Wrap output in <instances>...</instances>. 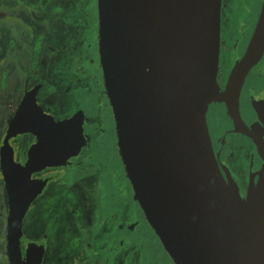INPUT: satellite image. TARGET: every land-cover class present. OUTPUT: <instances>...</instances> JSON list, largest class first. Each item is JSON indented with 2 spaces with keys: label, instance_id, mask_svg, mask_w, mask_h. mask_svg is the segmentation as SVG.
I'll list each match as a JSON object with an SVG mask.
<instances>
[{
  "label": "water",
  "instance_id": "95a60500",
  "mask_svg": "<svg viewBox=\"0 0 264 264\" xmlns=\"http://www.w3.org/2000/svg\"><path fill=\"white\" fill-rule=\"evenodd\" d=\"M220 3L96 0L99 62L121 159L135 198L175 264H264V142L257 141L262 164L256 181L241 197L220 171L205 118L208 103L219 100L235 129L248 131L238 97L264 51V0L223 89L216 80ZM47 119L29 129L38 141L24 164L13 159L8 142L27 129L23 105L0 146L8 264H41V245L28 244L23 254L20 244L24 214L42 187L30 174L62 163L80 144L72 119Z\"/></svg>",
  "mask_w": 264,
  "mask_h": 264
},
{
  "label": "flooded vegetation",
  "instance_id": "af4514ba",
  "mask_svg": "<svg viewBox=\"0 0 264 264\" xmlns=\"http://www.w3.org/2000/svg\"><path fill=\"white\" fill-rule=\"evenodd\" d=\"M7 1L9 10H0V123L4 125L0 146L9 122L22 105L27 129L8 138L16 162L24 164L33 153L38 137L29 129L48 122V117L59 123L72 119L73 135L80 142L74 151H66L62 163L31 172L30 179L42 181V187L22 220L23 254L28 244L35 243L43 248L41 264H175L135 198L121 159L99 62L96 0H92L95 25L90 26L84 14L79 22L67 20L69 27L64 3L84 0ZM261 3L221 0L219 89L224 88L231 67L247 47ZM87 30L90 34L86 36ZM66 50L71 57L64 61ZM263 58L264 51L246 73L239 91V115L247 132L235 129L222 101L211 100L205 112L220 171L234 180L241 197L256 181L262 164L257 141L264 142V90L254 91L248 81L251 76L264 80L261 70L252 71ZM215 110L220 112L217 122L209 117ZM105 141L112 148L111 158L95 164L93 160ZM65 169L66 175L61 172ZM107 175L108 187L103 178ZM0 180L7 211L1 170ZM108 193L112 209L101 213L98 198L106 201ZM5 223L6 217L2 222L4 248ZM137 231L144 235L142 239L132 235ZM145 241L151 242L154 254L143 253ZM3 264H8L7 256Z\"/></svg>",
  "mask_w": 264,
  "mask_h": 264
},
{
  "label": "rangeland",
  "instance_id": "374dc122",
  "mask_svg": "<svg viewBox=\"0 0 264 264\" xmlns=\"http://www.w3.org/2000/svg\"><path fill=\"white\" fill-rule=\"evenodd\" d=\"M7 2H8L7 0H0V10H4V11L9 10L7 6ZM64 14L68 16L65 20L66 23H67V20L71 22H75V21L79 22V19L84 14H86V16L88 17L87 19H88V23L90 26H94L96 23L95 5L92 0H84V2H76V3L66 2L64 3ZM68 25L69 24L67 23V27H69ZM81 28H83V26ZM88 34L90 33L87 30L85 35L87 36ZM67 53H68V50L64 52V61H66L68 58L71 57V55ZM256 70L257 71L261 70L264 73V58L262 59V62H260L258 65H256L252 69L253 72H256ZM248 84L256 92H260L264 90V80H257L251 76L249 78ZM209 117H210V121L217 122V120L220 119V112L216 110L215 112L210 111ZM3 126H4L3 122H1L0 123V138H1V134L3 133ZM108 143H109L108 141H105L103 144H101V147L99 148L97 152V156L93 160V163L101 164V163H104L105 160L109 161V159L111 158L109 156V153H110V150L112 151V148L110 146V143L109 144ZM61 172L65 173L66 175V172L68 171L65 169V170H62ZM103 178L107 182L106 187L111 186L110 177L107 175L106 177H103ZM98 199H99L98 204L102 202V205L97 206L100 208L101 213H106L107 211L112 209V197H110L109 193L106 196V201H103L100 198ZM6 214H7L6 200H5L4 190L2 188V183L0 180V222H1V225H2V222L4 221V218L6 217ZM1 225H0V264H3V262L5 261V257H6L5 248H4V233L5 232H4V226L3 225L1 226ZM132 235L136 236L138 239L140 238L142 239L144 236L142 234H139L138 231L134 232V234ZM81 236L82 234L80 235V237ZM145 244L142 249L143 253L154 254V252L152 251L151 242L145 241Z\"/></svg>",
  "mask_w": 264,
  "mask_h": 264
}]
</instances>
